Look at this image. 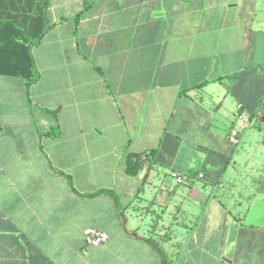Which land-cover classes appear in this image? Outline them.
<instances>
[{
	"label": "crops",
	"instance_id": "1",
	"mask_svg": "<svg viewBox=\"0 0 264 264\" xmlns=\"http://www.w3.org/2000/svg\"><path fill=\"white\" fill-rule=\"evenodd\" d=\"M48 17L40 80L0 75V264H264V0H50Z\"/></svg>",
	"mask_w": 264,
	"mask_h": 264
},
{
	"label": "trees",
	"instance_id": "2",
	"mask_svg": "<svg viewBox=\"0 0 264 264\" xmlns=\"http://www.w3.org/2000/svg\"><path fill=\"white\" fill-rule=\"evenodd\" d=\"M49 2L0 0V75L23 79L28 93L41 77L34 48L53 26L48 17ZM46 134L59 136L61 131L52 128ZM143 167L141 153L128 154L126 172L129 175H137Z\"/></svg>",
	"mask_w": 264,
	"mask_h": 264
},
{
	"label": "built area",
	"instance_id": "3",
	"mask_svg": "<svg viewBox=\"0 0 264 264\" xmlns=\"http://www.w3.org/2000/svg\"><path fill=\"white\" fill-rule=\"evenodd\" d=\"M243 104L238 105V112H237V118L239 121H244L245 120V113L243 111ZM255 118L260 121H264L261 109H258L254 113ZM251 125V121H246V125L242 128H234L231 131L230 137L234 138L237 142H242L244 137H245V132L244 130L247 129ZM170 176L176 181L177 184H186L187 183V178L181 174V172L177 170H171L170 171ZM200 177H203V174H200ZM85 239L87 243L90 244H100V243H105L108 241L109 236L106 232L96 229V228H89L85 230Z\"/></svg>",
	"mask_w": 264,
	"mask_h": 264
}]
</instances>
